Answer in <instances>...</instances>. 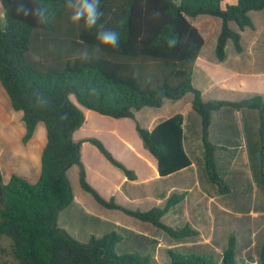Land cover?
I'll use <instances>...</instances> for the list:
<instances>
[{
  "label": "trees",
  "instance_id": "obj_1",
  "mask_svg": "<svg viewBox=\"0 0 264 264\" xmlns=\"http://www.w3.org/2000/svg\"><path fill=\"white\" fill-rule=\"evenodd\" d=\"M224 1L100 0L101 22L119 32L120 46H100L97 52V29H87L83 21L71 22L67 0H0L4 9V18L0 14V82L14 110L23 113V143L31 139L40 122L47 135L36 183L18 175L4 183L0 169V264L151 263L149 255L118 254L116 246L123 238L116 232L92 235L83 243L58 226L59 214L74 199L67 174L73 166L79 169L81 188L102 207L150 223L174 240L198 235L188 226L173 228L161 220L187 192L172 194L162 208L139 211L121 206L113 198L106 200L88 183L81 160L84 142L129 180L136 175L100 140H74L73 134L85 123L79 105L112 119H132L143 146L157 160L159 175L165 177L191 165L183 147L184 116L178 113L148 130L138 123L135 113L191 93L192 109L201 119L206 174L223 196L231 188L218 171L215 152L226 148L209 138L212 113L223 108L256 110L260 118V183L264 185V98L203 101L201 91L193 85L194 66L205 40L188 18L209 15L221 19L215 52L223 61L228 41L237 52L242 51L241 35L229 23L234 22L239 30L254 29L249 12L264 9V0H236L223 8ZM21 5L27 14L18 10ZM172 39L177 40L175 45L170 44ZM236 246V236L231 234L222 264H236ZM168 256L169 264H216L209 255L168 250ZM259 264H264V243Z\"/></svg>",
  "mask_w": 264,
  "mask_h": 264
},
{
  "label": "crops",
  "instance_id": "obj_2",
  "mask_svg": "<svg viewBox=\"0 0 264 264\" xmlns=\"http://www.w3.org/2000/svg\"><path fill=\"white\" fill-rule=\"evenodd\" d=\"M227 1L222 3L223 8L229 5ZM228 2L232 5L236 4V0L234 3L232 0ZM0 14L4 18L1 2ZM249 16L255 26L254 29L239 30L234 22L229 23V27L241 35L242 51L237 52L233 43L228 41L223 61L217 59L215 52L221 31V19L200 15L196 17L197 23L196 20L192 21L193 18H188L205 40L193 70V85L201 91L203 101L221 98L216 96L215 92L222 91L241 94L238 100L256 95L264 98V9L250 11ZM211 21H215L218 29L214 42L207 51V40L202 31L205 30L204 23L209 24ZM192 99L193 95L187 93L180 100L165 99L159 108L145 107L135 113L138 123L148 130L182 113L183 147L191 160L189 167L161 177L158 173L157 160L145 149L141 139L139 147L135 148L118 130L110 133L113 140L110 144L117 146V149L108 143L104 144L117 160L134 171L136 175L134 180H129L104 159L107 163L105 161L103 163L107 165L108 171L105 170V166L101 170H93L96 180L91 181L90 169L82 159L86 167L88 183L106 200L113 198L119 205L132 210L147 211L156 206L162 208L172 194L187 192V197L167 212L161 220L175 228L191 226L198 232L197 236L172 239L175 242H170V237L160 233L161 230L150 223L139 221L119 210L106 209L99 205L81 188L79 179L75 182L71 180L74 199L59 214L58 226L78 241L86 243L92 235L101 237L107 234L101 233V227L112 224L122 225L126 235L122 237L120 243L129 238L140 243L143 247H140L141 251L138 253L149 255L150 264H169L168 250L174 249V246L183 249L194 248L200 252L201 250L209 252L208 250L217 248L220 256L216 264H222V253L227 246L229 236L234 234L237 239L236 264H259L260 250L264 243V198L257 195L258 187L264 190V185L260 183L259 113L256 110L230 108L212 113L209 138L215 145L226 148L215 152L218 171L231 188V193L223 196L218 193L214 184L213 187L209 184L210 181L208 182L201 139V119L192 109ZM79 107L84 112L85 123L73 134V138L75 141L94 138L92 134L95 132L87 115L92 114V111L80 105ZM190 115L196 116L199 121L194 130H192L194 124H190L188 118ZM113 121L119 125L131 123L135 127V122L130 118L113 119ZM88 130H90L89 134H86ZM25 133L23 113L14 110L0 82V169L4 183H8L12 175H18L32 184L40 177L41 155L47 143L45 126L42 122L38 123L33 136L26 144L23 143ZM96 138L100 137L96 135ZM125 153H130L132 158H127ZM71 169L67 172L69 178ZM81 226L87 229L85 235L78 231V227ZM218 228L226 229L222 246H219L214 238ZM153 234L159 240L154 239ZM256 246L259 248V256L251 259L249 252ZM240 250L245 251L242 261L238 260Z\"/></svg>",
  "mask_w": 264,
  "mask_h": 264
},
{
  "label": "rangeland",
  "instance_id": "obj_3",
  "mask_svg": "<svg viewBox=\"0 0 264 264\" xmlns=\"http://www.w3.org/2000/svg\"><path fill=\"white\" fill-rule=\"evenodd\" d=\"M228 1H227V4L232 5ZM232 3H234V0H232ZM196 19L197 18H193L192 21H194ZM195 22H197V20ZM204 25H205L204 26L205 30H203L202 32H203V34H204V36L206 37V40H207V43H206L207 49L206 50L209 51V47L212 46V44L214 42V38H215V35H216V32H217L218 26L215 23V21H211V22H209V24L205 22ZM215 95L218 96V97H221L219 99L213 98L215 100L237 101L238 98L240 97L239 95H241V94L236 93V92H232V91H222V92H215ZM71 99L73 100V102L75 101V103H76V99H75L74 96H71ZM184 108L186 109V106ZM188 114H187V116H188ZM87 115L89 117L88 118L89 119V123L91 124V126H93L92 130L95 132V134H92L93 135L92 137L96 138V135H98L100 138H96V139L100 140L103 144L104 143H108V145H111L113 143V140H112V138L110 136V133H112L114 130H118V131H120L122 133V135L126 138V140L129 141L135 148L139 147L140 137L138 136V134H137V132L135 130L134 124H131V123H123L122 125L115 124L113 119L108 118V117H98L99 115L96 116L95 113L93 114V111H92V114L89 113ZM196 116L198 117V114H196ZM196 116L193 117V115H190V117H188L189 120H190V124H194V128L192 130L196 129L197 128L196 126H198V123H199V121H198ZM89 131L90 130H88V132L86 134H89ZM111 146H113V145H111ZM113 147L115 149H117V146H113ZM81 151H82L81 152V160L83 162V159H84L85 160V164L90 169L89 178L91 179V181L96 180V175H94L92 173L93 170L94 171H97V169L101 170L103 168V166H105L106 167L105 170L108 171L107 165H105V163H103V161H105L104 158L100 155V153H98V151H96V149H94V147L90 143L82 144ZM126 156H127V158H132L130 156V153L129 154L127 153ZM85 164H84V167H85ZM85 169H86V167H85ZM69 179H70V182H71V180L75 182L76 180L79 179V169H78L77 166H73L72 167V169L70 171V178ZM115 180H116V178H115ZM208 182H209V180H208ZM209 184H211L214 187V185L212 183L209 182ZM258 189H259L257 191L258 197H263L264 198V190L259 188V187H258ZM142 207H145V206H142ZM176 221H178V220H176ZM176 221H173V223L178 224V222H176ZM165 224H167V223H165ZM122 227H123L122 225L121 226H115L114 224H112V225L103 226L100 229H101V233L102 234L103 233H109V232H116V233H118L119 235H121L123 237L124 235H126V232L123 230ZM171 227H173V226H171ZM189 227L191 228V226H189ZM173 228H175V227H173ZM78 231L82 235H85L87 233V229L84 226L78 227ZM159 232L162 233L163 235H165V233H163L162 231H159ZM225 232H226L225 228H220V229L218 228L216 230V234L214 235V238H215V241L217 242V244L219 246L223 245L224 239L226 237V233ZM152 237L154 239H156V240H159L158 238H156L155 234H153ZM169 240H170V242H175L172 239H169ZM256 241H258V239H256ZM153 243H155V242H153ZM156 244H157V242H156ZM140 247L142 248L143 246L140 243L134 242V241H132L129 238V239H126L125 242L120 243L116 247V252L118 254L138 253V251H141ZM173 248L174 249H170V250H172L174 252H177V253H180V254H196V255H209V256H212L216 263H217V260L219 259V256H220V252H218L217 248H214L212 250H208L209 252H206V251L202 252V250L200 252L199 250H196L194 248H192V249H187V248L183 249V248H180L178 246H174ZM244 254H245V251H243V250L239 251V254H238V260L239 261H242V259L244 257ZM249 254L252 257L251 259L255 258V256L258 257L259 256V248H258V246L253 247L252 250L249 252Z\"/></svg>",
  "mask_w": 264,
  "mask_h": 264
},
{
  "label": "clouds",
  "instance_id": "obj_4",
  "mask_svg": "<svg viewBox=\"0 0 264 264\" xmlns=\"http://www.w3.org/2000/svg\"><path fill=\"white\" fill-rule=\"evenodd\" d=\"M66 7L70 11V20L75 24H79L83 21L84 26L87 29L96 28V39L99 42L96 51H100V46H107L111 48H119L120 46V34L118 31L107 28L101 22L103 12L100 8V0H67ZM19 11H27L23 9L21 5ZM40 15V20L43 22L42 14L37 11ZM177 43L176 39L170 41L171 45Z\"/></svg>",
  "mask_w": 264,
  "mask_h": 264
}]
</instances>
